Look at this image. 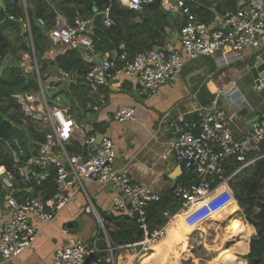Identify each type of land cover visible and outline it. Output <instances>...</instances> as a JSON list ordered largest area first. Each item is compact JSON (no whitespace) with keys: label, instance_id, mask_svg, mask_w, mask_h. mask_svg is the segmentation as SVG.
<instances>
[{"label":"built area","instance_id":"1","mask_svg":"<svg viewBox=\"0 0 264 264\" xmlns=\"http://www.w3.org/2000/svg\"><path fill=\"white\" fill-rule=\"evenodd\" d=\"M149 1L152 0H121L137 12ZM240 2L236 10L223 15L220 26L211 27L191 12L186 0H161L165 9H180L186 17L180 28L181 48H151L131 58L126 45L121 43L102 58V63L93 65L83 76L84 81L102 86L110 76L117 81L136 84L145 97H151L180 74L190 60L217 51H221V60L226 63L233 59L243 60L246 47L264 49V0ZM109 11L110 6L104 11L97 7L93 10L95 14L102 13L106 27L114 23ZM93 21V18L77 17L70 25L53 27L50 36L64 46L79 48L91 43L88 32ZM39 23L46 25L42 18ZM26 27L30 30V23ZM34 71L40 90L24 95L16 93L13 97L20 102L23 112L38 123L41 127L39 132H43L45 137L42 141L29 142L27 147L18 140L7 142L14 168L10 169L6 164L0 166V256L5 260H11L31 248L42 228L55 221L77 193L84 192L87 200L85 211L97 217L105 234L106 246L100 245L98 237L85 240L63 227L66 242L56 250L54 264H86L91 256L95 257L94 264L103 261L118 264L124 251L129 256V264H140L146 255L155 251V245L168 236L169 223L177 215L185 216L190 236L207 224L214 213L232 206V203L239 205L230 181L264 158V111L259 114L253 129L237 137L233 127L240 117L239 111L217 106V97L221 94L231 102L235 101L232 94L238 88L234 83L233 90L224 94L216 92L215 101L197 109L193 118L179 114L171 119L172 111H168L163 119H171L173 154L191 181L172 185L171 192L180 201V208L175 214L170 210L164 211L168 222L151 230L148 207L161 201L164 194L115 168L117 153L113 139L79 120L69 108L53 103L49 97L47 90L52 89L53 82L65 83L81 76L59 68L54 77L46 81L48 73L41 72L36 58ZM35 111L38 114L35 115ZM112 119L134 121L135 109L121 107ZM72 144L73 151L69 148ZM87 182L111 183L114 186L116 194L112 212L135 219L144 232L142 239L113 246L104 220L86 191ZM53 187L52 195H48ZM237 213H241L240 207Z\"/></svg>","mask_w":264,"mask_h":264},{"label":"crops","instance_id":"2","mask_svg":"<svg viewBox=\"0 0 264 264\" xmlns=\"http://www.w3.org/2000/svg\"><path fill=\"white\" fill-rule=\"evenodd\" d=\"M87 1L94 4L93 0ZM226 1L228 0H186V4L192 8H204L210 13L208 19L204 20L198 13L196 15L209 23L211 27H218L222 22L223 15L227 11H230L224 7ZM235 1L237 4L236 10L241 2L240 0ZM22 2L26 11V0H22ZM64 2L65 0H52V2H48L57 13L56 24L53 27L59 24H72L74 22H71L70 16L72 14L69 15L71 10L72 12L75 10L76 12L75 19L77 17L94 19V8L91 15L84 16L83 14L88 13L85 5H70ZM0 4L4 5L3 0H0ZM119 5L127 10L126 14L129 13V10H132L125 6L121 0L119 1ZM165 10L168 11L169 16L158 20L160 23L159 26H155L152 29L149 27L145 28L144 26L143 30L139 31V33H133L132 31L130 38L137 45H134L133 48L147 49L151 47L167 50L181 48L180 28L184 24L186 17L180 9ZM143 19L144 17L139 14L132 23L141 22ZM19 20L22 21L23 27L25 28L24 30L20 27L21 32L19 35H23L26 31H29V35L25 36L24 39L33 44L32 29L30 27V30H28L26 27L29 19ZM35 23L43 31H46V25H41L39 19H36ZM132 25L127 21V27ZM51 29L48 35L52 41V45L44 55V59L46 60H55L58 55L63 54L69 49V47L51 38ZM5 33L10 45L12 43L19 44L16 41L18 36L16 29L9 28L8 25L5 27ZM88 35L91 43L83 44L78 49L83 53L85 61L94 65L99 62V59L106 57L109 52L105 54L95 53L93 51V39L90 34ZM258 52V49L255 47H246L243 50V60L233 59L229 63L221 60V51H217L206 57L190 60L186 63L180 74L170 79L151 97H145L136 84L117 81L110 76L107 78L106 84L102 86L90 85L84 81V75H80L81 77H76L74 80L65 81V83L62 82L61 85L66 84V86H70L76 83L81 86L82 92L80 95H77L76 99L78 103H76L79 105L83 104L84 106L78 112V119H81V121L88 125H93L99 132L105 133L113 139L117 153V158L114 163L115 168L130 174L136 181L147 184L154 190L166 194L171 192L173 184L180 182L186 176L184 167L176 162L173 154L171 119L176 118L179 114L194 113L202 107L201 102L196 99L195 95L203 87L208 86L213 94L218 91L224 94L230 89H234L233 83L237 86L238 90L232 94L235 100L233 101L234 103L222 94L217 97V106L219 108H224L229 111H239L240 117L233 127L234 134L237 137H241L246 133L249 130L248 122L263 112L264 93L259 94L254 92V82L248 69L254 56ZM18 55L21 57L24 72L27 74L35 73L34 62L36 56L24 51H20ZM6 62L12 63V60L9 58ZM37 63L39 66L38 61ZM125 106H131L135 109V120L131 122L113 120L114 113L119 108ZM168 111H172L171 119L164 120L163 118ZM97 123L101 124L100 129L96 127ZM85 188L102 219V213L114 214L112 212V203L116 190L111 183L97 184L87 182ZM86 204L85 193H77L74 200L60 212L56 220L42 228L31 248L11 260H5L0 256V264H54L53 258L56 250L66 242V237L62 233L63 227H67L72 235L85 240L99 238L100 233H104V231L97 217L85 211ZM240 219H243L241 214ZM242 222H246L247 226L252 228L251 234L252 232H256L254 226L245 220ZM239 226L244 227V224H240ZM247 226L245 225L244 230L236 228L242 237L248 233ZM251 234L249 235V243ZM225 239L220 240L219 247L215 250L219 251L224 247ZM226 240L230 243L234 241V244H231L232 246L229 243L230 248L235 247L238 241L237 238L233 239L229 237ZM249 243L247 251L250 248ZM167 248L171 250L168 245ZM185 249H188V247L186 246ZM159 251L167 253L165 247ZM247 251L245 253L237 252L236 256L245 255ZM124 253L122 252L121 255ZM238 258L243 260L244 263H213L215 262V258L212 257L207 263L185 264H248L245 258Z\"/></svg>","mask_w":264,"mask_h":264},{"label":"trees","instance_id":"3","mask_svg":"<svg viewBox=\"0 0 264 264\" xmlns=\"http://www.w3.org/2000/svg\"><path fill=\"white\" fill-rule=\"evenodd\" d=\"M49 1L52 2V0ZM49 1L26 0V11L22 0H3L4 5L0 4V21L6 15L22 20L28 18L33 33V44H31L24 39L25 36L29 35V31H26L23 35H19L21 32L20 26L12 24L9 25V28H14L18 32L16 41L19 44L12 43L11 45H7L4 39L0 37V166L6 164L10 169H13L14 166L11 162L12 156L7 142L18 140L27 147L29 142L42 141L45 137L43 132H39L41 127H39L38 123L31 116L23 112L22 105L13 97L16 93L24 95L27 93H36L40 90L35 73L27 74L24 72L21 57H19L18 53L24 51L30 55H35L39 62L41 72L48 73V76L45 78L46 81L51 76L54 77L55 71L59 68L74 71L79 75H85L93 67V64L85 61L83 53L78 48L69 47L63 54L58 55L55 60L44 59L46 51L52 45L48 32L56 24L57 16V13L48 3ZM93 1L94 4L89 3L87 0H65L64 3L70 5H85L88 13L83 14L84 16L91 15L95 7L104 11L112 3L111 0ZM236 6L235 0H228L224 4V7L229 10H235ZM190 9L192 13H198L204 20L210 17V13L202 7H190ZM71 14L72 16L70 18L71 22H73L76 16L75 10L73 12L71 10L69 15ZM139 14L144 19L141 22L132 23ZM166 16H169L168 11L162 5H150L147 9H142L140 12L134 10H129L128 14L118 12L120 23H113L110 27H106L104 26L102 13L95 14L94 22L88 32L93 39V51L95 53L105 54L121 43H124L129 51L130 57L133 58L136 53L151 49V47L147 49L133 48L136 44L130 38L132 31L133 33H139V31L143 30L144 26L145 28L149 27L151 29L159 26L160 23L158 20H162ZM40 18L44 19L46 23V31H43L35 23V20ZM127 21L133 25L127 27ZM9 58L12 60V63L6 62ZM53 83L52 89L47 90V92L52 102L59 105H63L57 100L60 96H72L75 98L82 92L81 86L76 83L70 86H66V84L61 85L60 82ZM82 106L84 105H76L73 100L70 103L71 110L77 112L82 109ZM262 111H264V107ZM194 116V113L187 114V118H193ZM96 127L100 129L101 124L97 123ZM69 148L72 151L75 150L73 144ZM228 173L230 174L231 170ZM190 181V177L186 175L180 182L189 183ZM230 186L238 201L241 210L240 214L245 221L255 227L256 233L252 235L250 248L247 251L249 235L245 238L236 231V228L239 227L242 221L240 220L241 222L238 224L234 222L236 219L230 218L228 225L226 227L223 225V228L228 231L227 237H237L238 241L235 247L223 249L219 257L216 258V261L217 263H244L243 260H240L236 256V253H245L247 251L248 253L243 256L248 264H264V158L240 172L230 181ZM36 188L38 189L39 186L36 185ZM53 191L54 187L50 188L48 195H52ZM19 197L21 198V195ZM179 208L180 201L174 197L172 192L164 194L161 201L148 207L149 228L153 230L156 226L167 223L168 217L164 215V211L170 210L172 214H175ZM102 217L113 246L127 244L143 238L144 232L135 219H130L127 216L116 213H102ZM184 224L185 216H179L174 222L170 223L168 226V236L155 246L156 251L161 250L165 246V242L172 251H175V248H173L174 244H176L179 237L185 234L183 231ZM249 228L251 234L252 228L250 226ZM99 238L100 245L105 247V234L101 232ZM186 246L187 241L185 243ZM185 247L182 250L188 252L189 250L185 249ZM170 251L165 253L162 262L170 255ZM122 256L123 254L120 256V263L123 261ZM93 259H95L94 256L88 257L86 264H94ZM99 264L110 263L103 261Z\"/></svg>","mask_w":264,"mask_h":264},{"label":"rangeland","instance_id":"4","mask_svg":"<svg viewBox=\"0 0 264 264\" xmlns=\"http://www.w3.org/2000/svg\"><path fill=\"white\" fill-rule=\"evenodd\" d=\"M59 102H61L64 106H66L67 108L70 109V111L78 118L79 114L77 111L75 110H71L70 108V103L73 100L75 103H78V100L76 99V97H72V96H60L59 99H57ZM79 106V104H77ZM34 114H38L37 111L34 112ZM81 120V119H79ZM38 127V125H37ZM40 127V126H39ZM230 208L231 206L229 205L228 207L220 210L217 213H214L210 220L208 221L207 224L203 225L201 229L196 230L193 232L192 235H188L186 232L188 230H190L188 227L185 226V224L183 225L184 229L183 231L186 233L185 235H187V247H188V252L183 251L182 248H180V246H178L177 244H174L175 251H170V261L168 262H161L160 259L155 262L156 263H161V264H185V263H207L210 258H215V262L213 263H217L216 258L219 257L220 252L223 251L224 249L230 248V246H232L231 244H234V241L232 243H230L228 240H226L227 238V234L228 231L225 230L223 228L226 227L228 225V223L230 222V218L232 217L231 212H230ZM239 218V219H238ZM240 214H236V220L234 222H237L238 224H240L239 222L244 221V219H242L240 221ZM236 224V223H235ZM247 226L246 222L245 223H241ZM244 227H241L240 230H244ZM249 226H247V231L248 233L246 234V236L244 235L245 238L248 237V235H250V230H249ZM237 231V230H236ZM238 232V231H237ZM256 233V232H252L251 234V238L252 235ZM217 236V238H216ZM223 238L225 239V244L224 247L222 249L215 250L217 247H219V242L220 240H222ZM237 237H233V239H236ZM215 239V240H214ZM251 240V239H250ZM230 243V246H229ZM250 244V243H249ZM166 246L165 249L167 250V252L169 251L167 248V244L165 242ZM214 249V250H213ZM120 251L117 252V254ZM180 253V255H178ZM248 253V252H247ZM240 258H244L243 255H237ZM123 261L122 263H128V259L129 256L127 254V252H125L123 254ZM154 262V260H153Z\"/></svg>","mask_w":264,"mask_h":264},{"label":"water","instance_id":"5","mask_svg":"<svg viewBox=\"0 0 264 264\" xmlns=\"http://www.w3.org/2000/svg\"><path fill=\"white\" fill-rule=\"evenodd\" d=\"M111 6L109 11V16L114 23L119 24V20L117 18V13L121 12L126 14L127 10L122 8L117 0H111ZM2 3V1H1ZM150 5H161V0H152L143 4V9H147ZM11 24H17L22 29L23 23L21 20L6 15L3 20L0 21V37L4 39L7 45H10L9 39L5 33V27ZM40 26V24L38 23ZM258 54L254 56L252 63L249 65V73L251 74V78L254 82L253 90L259 94L264 93V49L258 50ZM99 62L102 63V58L99 59ZM199 92V91H198ZM196 99H198L202 106H207L211 104L216 99V95L213 94L208 86L203 87V89L195 95ZM259 119V114L252 118L247 125H249L248 129L251 130L254 128V123ZM101 136V134H100Z\"/></svg>","mask_w":264,"mask_h":264},{"label":"bare ground","instance_id":"6","mask_svg":"<svg viewBox=\"0 0 264 264\" xmlns=\"http://www.w3.org/2000/svg\"><path fill=\"white\" fill-rule=\"evenodd\" d=\"M238 205H236V203H232V206H231V208H230V212H231V215H232V217L233 218H235L236 219V212H237V210H238ZM179 216H182V215H177L175 218H173L171 221H170V223H172V222H174L175 221V219L177 218V217H179ZM239 219V218H238ZM169 223V224H170ZM241 228V226H239L237 229H240ZM190 231V230H189ZM189 231H187L186 233L188 234L189 233ZM185 233V234H186ZM183 235L182 237H179L178 239H177V241H176V244L178 245V246H180V248H184L185 247V243H186V241H187V235ZM166 237H164L163 239H165ZM162 239V240H163ZM162 240H160L159 242H161ZM158 242V243H159ZM157 243V244H158ZM156 244V245H157ZM155 245V246H156ZM154 252L153 253H151V254H148V255H146L144 258H143V260H142V262L141 263H145V262H147V263H155V262H157L159 259H160V261L162 262V258L164 257V255H165V253L166 252H162V251H156V249L154 248ZM153 260H154V262H153ZM168 261H170V256L168 255L164 260H163V262L165 263V262H168ZM162 262V263H163Z\"/></svg>","mask_w":264,"mask_h":264}]
</instances>
